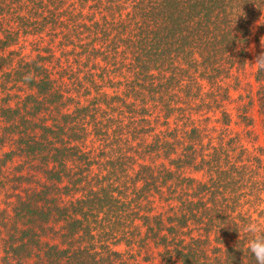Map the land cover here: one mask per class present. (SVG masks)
Returning a JSON list of instances; mask_svg holds the SVG:
<instances>
[{
    "label": "trees",
    "instance_id": "trees-1",
    "mask_svg": "<svg viewBox=\"0 0 264 264\" xmlns=\"http://www.w3.org/2000/svg\"><path fill=\"white\" fill-rule=\"evenodd\" d=\"M262 37L264 0H0V264H255Z\"/></svg>",
    "mask_w": 264,
    "mask_h": 264
},
{
    "label": "rangeland",
    "instance_id": "rangeland-1",
    "mask_svg": "<svg viewBox=\"0 0 264 264\" xmlns=\"http://www.w3.org/2000/svg\"><path fill=\"white\" fill-rule=\"evenodd\" d=\"M33 39L32 36H27L26 41ZM261 41V40H260ZM28 46H24L20 53L23 55H28ZM261 43L259 42V45H256V41H251L249 44V50L250 55L252 57V66H247V68L244 70L243 75L245 78L242 80V86L245 84V81H248L249 79V73L253 70L254 65L253 62L255 60V53L259 55L262 51ZM242 75V76H243ZM231 103H228L227 108L230 110V123L229 128L232 129L235 133H238L240 135V142L242 143V147L244 148V151L247 154L251 155H259V157L262 159L264 163V152L262 150L261 146V140L262 136L264 134V116L261 115L258 112V109L256 106H250V108L245 112V114L248 117L250 126H246L243 123L245 120H243L242 115L240 114L239 109V102L235 100V95H231ZM212 125V123L210 124ZM218 127V125L216 124ZM95 144V143H94ZM94 144H91L89 146H92ZM13 147V143L11 142V139H8L7 137L3 140L2 143H0V150H6ZM96 151L91 150L88 151V154H94ZM245 153V155H246ZM244 155V156H245ZM91 172H95L94 169L91 170ZM254 177L258 178L259 181L254 182V187H259L261 182L264 180V171H259V174L253 175ZM10 192V187H8V184L5 186L0 185V208L7 206L6 202L10 201L11 198H8L7 193ZM263 198V197H262ZM253 202V200H252ZM263 204V200L259 203V206ZM8 207V206H7ZM119 250H123L124 246L120 245L117 247ZM143 255V251H140L137 254L138 259Z\"/></svg>",
    "mask_w": 264,
    "mask_h": 264
},
{
    "label": "clouds",
    "instance_id": "clouds-1",
    "mask_svg": "<svg viewBox=\"0 0 264 264\" xmlns=\"http://www.w3.org/2000/svg\"><path fill=\"white\" fill-rule=\"evenodd\" d=\"M260 43L264 48V37L261 38ZM253 64L257 65L259 70L264 71V52L255 57ZM244 230L249 235L248 251L254 257L255 264H264V229L258 222L250 220Z\"/></svg>",
    "mask_w": 264,
    "mask_h": 264
}]
</instances>
